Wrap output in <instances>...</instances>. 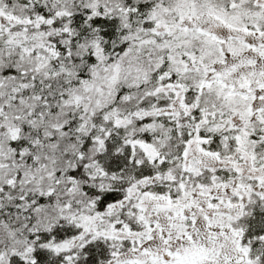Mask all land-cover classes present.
Instances as JSON below:
<instances>
[{
	"label": "snow or ice",
	"instance_id": "6c2138e0",
	"mask_svg": "<svg viewBox=\"0 0 264 264\" xmlns=\"http://www.w3.org/2000/svg\"><path fill=\"white\" fill-rule=\"evenodd\" d=\"M0 264H264V0H0Z\"/></svg>",
	"mask_w": 264,
	"mask_h": 264
}]
</instances>
